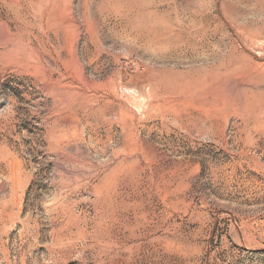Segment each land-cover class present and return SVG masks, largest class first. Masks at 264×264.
<instances>
[{
    "label": "rangeland",
    "instance_id": "1",
    "mask_svg": "<svg viewBox=\"0 0 264 264\" xmlns=\"http://www.w3.org/2000/svg\"><path fill=\"white\" fill-rule=\"evenodd\" d=\"M0 264H264V0H0Z\"/></svg>",
    "mask_w": 264,
    "mask_h": 264
},
{
    "label": "bare ground",
    "instance_id": "2",
    "mask_svg": "<svg viewBox=\"0 0 264 264\" xmlns=\"http://www.w3.org/2000/svg\"><path fill=\"white\" fill-rule=\"evenodd\" d=\"M142 33V32H141Z\"/></svg>",
    "mask_w": 264,
    "mask_h": 264
}]
</instances>
